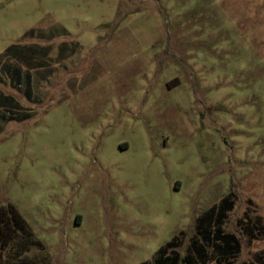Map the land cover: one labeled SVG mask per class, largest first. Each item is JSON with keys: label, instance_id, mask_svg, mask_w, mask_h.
<instances>
[{"label": "rangeland", "instance_id": "obj_1", "mask_svg": "<svg viewBox=\"0 0 264 264\" xmlns=\"http://www.w3.org/2000/svg\"><path fill=\"white\" fill-rule=\"evenodd\" d=\"M230 193L262 264L264 0H0V207L50 264L184 254Z\"/></svg>", "mask_w": 264, "mask_h": 264}, {"label": "trees", "instance_id": "obj_2", "mask_svg": "<svg viewBox=\"0 0 264 264\" xmlns=\"http://www.w3.org/2000/svg\"><path fill=\"white\" fill-rule=\"evenodd\" d=\"M233 206L230 193L199 215L195 220V233L189 239L184 254L180 248L185 233L180 232L160 247L151 261L141 264H234L241 243L235 234L223 229ZM255 229L257 233H254ZM243 231L248 238L257 239L264 234V225L259 222L245 224ZM257 259L264 264L262 255ZM0 264H50L47 249L10 203L0 207Z\"/></svg>", "mask_w": 264, "mask_h": 264}]
</instances>
